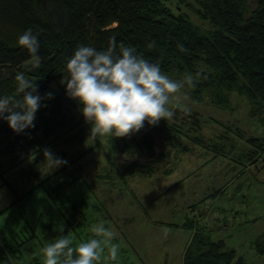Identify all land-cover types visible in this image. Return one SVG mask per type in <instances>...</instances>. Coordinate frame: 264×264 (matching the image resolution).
<instances>
[{
  "label": "rangeland",
  "instance_id": "rangeland-1",
  "mask_svg": "<svg viewBox=\"0 0 264 264\" xmlns=\"http://www.w3.org/2000/svg\"><path fill=\"white\" fill-rule=\"evenodd\" d=\"M169 1L181 5L193 22L209 28L191 10L193 0ZM49 93L62 104L54 117L66 121L60 133L69 130L48 148L67 164L51 170L42 150L33 153L25 143L24 150L13 153L7 139L0 144V184L8 182L0 187V211L15 200L11 189L21 195L37 184L25 175L27 170L40 172L46 180L0 216L10 243L24 241L20 264H44L41 249L53 242L44 239L45 233L57 231L56 237L69 235L79 244L92 238L91 227L101 222L117 233L112 242L120 245V255L113 261L105 245L93 264H182L192 233L182 227L188 218L196 219L212 239H222L245 264H264V255L253 248L264 231V157L251 164L236 160L247 149L243 138L264 136V127L248 116L245 98L231 94L232 108L224 110L206 99L194 102L190 89L183 90L187 97L183 103L203 120L198 136L205 144L211 147L219 143L218 137H225L218 153L184 132L167 141L165 120L155 125L157 129L127 137L100 132L93 136L91 124L78 103L67 97L61 81L51 84ZM146 134L153 138L155 155L161 154L154 174L136 166L148 160ZM218 189L223 190L212 196ZM75 208L85 215L80 226ZM61 226L64 232L59 231Z\"/></svg>",
  "mask_w": 264,
  "mask_h": 264
},
{
  "label": "trees",
  "instance_id": "trees-1",
  "mask_svg": "<svg viewBox=\"0 0 264 264\" xmlns=\"http://www.w3.org/2000/svg\"><path fill=\"white\" fill-rule=\"evenodd\" d=\"M193 2L194 15L209 28L193 22L181 5L169 0H0V96L18 95L15 76L20 72L36 81L43 97L49 93L51 84L67 76V60L78 45L107 50L110 38L115 37L117 45L135 47L172 78L180 79L185 73L196 76V86L185 88L190 89L194 102L206 99L213 106L231 110V94L245 98L249 104L248 116L264 127V0ZM29 28L38 36L37 55L41 58L38 66L31 54L17 43L18 37ZM180 45L186 51H180ZM61 106L55 97L44 100L36 113L35 127L19 135L0 121V144L7 139L13 153L26 148L25 143L33 153L53 145L69 130L60 133L66 121L54 120ZM174 111L173 119L162 124L167 141H174L175 136L184 132L196 144L218 153L222 151L219 143L225 137H218L219 143L208 147L198 136L203 123L200 114L192 111L185 114L175 108ZM152 129L157 128L146 122L141 130ZM190 132L195 135L191 136ZM243 139L247 149L236 156L237 162L251 164L264 157V136ZM144 145L148 160L136 166L154 174L161 154L155 155L151 135H145ZM25 175L28 179L35 178L37 184L21 195L11 189L15 200L0 211V216L46 181L31 168ZM4 184L8 182L0 187ZM222 190L218 189L212 196ZM75 210L74 219L80 226L85 215ZM182 227L192 231L182 264H245L222 239H212L196 219H186ZM57 234V231L45 233L44 239L54 241ZM23 243L11 244L0 227V264H20ZM253 248L257 254L264 255V231L254 240Z\"/></svg>",
  "mask_w": 264,
  "mask_h": 264
},
{
  "label": "clouds",
  "instance_id": "clouds-1",
  "mask_svg": "<svg viewBox=\"0 0 264 264\" xmlns=\"http://www.w3.org/2000/svg\"><path fill=\"white\" fill-rule=\"evenodd\" d=\"M17 43L31 54L38 66L39 41L32 29L23 31ZM179 47L180 51H186L182 45ZM66 72L61 84L65 86L67 97L80 106L82 115L92 126L93 136L100 132L127 137L139 132L146 122L154 126L161 120L173 119L174 108L189 114L190 108L183 103L187 99L183 90L195 87L197 79L192 73H185L180 79L170 77L158 63L145 59L135 47L117 45L115 37L110 38L107 50L78 45L67 60ZM15 81L18 95L0 96V121L19 135L35 127L36 113L43 101L53 97L52 93L42 97L36 81L23 73L18 72ZM42 152L44 163L51 170L67 164L50 148ZM59 231L64 232L63 226ZM91 232L95 235L79 244L69 235L58 236L45 244L41 249L44 264H93L105 252V245L112 260H117L120 245L112 242L117 233L104 222L93 225Z\"/></svg>",
  "mask_w": 264,
  "mask_h": 264
},
{
  "label": "crops",
  "instance_id": "crops-1",
  "mask_svg": "<svg viewBox=\"0 0 264 264\" xmlns=\"http://www.w3.org/2000/svg\"><path fill=\"white\" fill-rule=\"evenodd\" d=\"M191 236H192V233H191ZM191 238V237H190Z\"/></svg>",
  "mask_w": 264,
  "mask_h": 264
}]
</instances>
